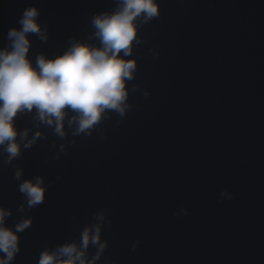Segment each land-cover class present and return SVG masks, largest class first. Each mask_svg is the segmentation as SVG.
Here are the masks:
<instances>
[{"label": "water", "instance_id": "obj_1", "mask_svg": "<svg viewBox=\"0 0 264 264\" xmlns=\"http://www.w3.org/2000/svg\"><path fill=\"white\" fill-rule=\"evenodd\" d=\"M158 3L160 17L140 29L144 43L126 58L138 70L122 120L113 113L91 136L66 122L61 139L32 116L17 117L29 139L42 135L11 164L0 150L6 226L32 221L18 234L13 264L79 244L96 223L108 241L97 264H264V0ZM29 6L48 35H29L34 62L72 41L99 46L91 19L116 0H0V48ZM36 176L45 198L29 209L18 185ZM95 252L90 246L89 258Z\"/></svg>", "mask_w": 264, "mask_h": 264}, {"label": "clouds", "instance_id": "obj_2", "mask_svg": "<svg viewBox=\"0 0 264 264\" xmlns=\"http://www.w3.org/2000/svg\"><path fill=\"white\" fill-rule=\"evenodd\" d=\"M40 15L37 7L26 8L18 20L20 27L8 31V43L0 48V150L6 156V164L20 157L22 148L30 149L42 135L37 131L29 139L30 129L17 127L18 116H32L61 139L66 136V122L69 128H74L75 135L91 136L113 113L121 120L126 116L131 108L129 92L136 91V85L131 89L127 85L138 70L137 60L126 58L144 43L138 33L160 17V6L158 0H116L113 11L96 14L91 19L99 46L72 41L62 55L51 59L39 53L33 62L29 56L32 47L29 35H37L42 42L48 39ZM14 175L20 181L23 172L16 170ZM18 189L29 209L44 201L46 189L41 176L22 180ZM23 208L21 205L20 211ZM11 215V210L0 207V264H13L21 250L18 234L32 223L23 219L10 228L6 226V218ZM96 219L103 221L104 213H97ZM102 231V223L85 227L79 244L65 243L51 251L45 249L38 264H97L108 248ZM138 243L132 245L133 249ZM90 246L96 249L91 258Z\"/></svg>", "mask_w": 264, "mask_h": 264}]
</instances>
